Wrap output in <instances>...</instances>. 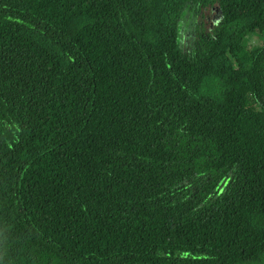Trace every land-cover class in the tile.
I'll list each match as a JSON object with an SVG mask.
<instances>
[{
  "label": "trees",
  "instance_id": "trees-1",
  "mask_svg": "<svg viewBox=\"0 0 264 264\" xmlns=\"http://www.w3.org/2000/svg\"><path fill=\"white\" fill-rule=\"evenodd\" d=\"M0 264H264V0H0Z\"/></svg>",
  "mask_w": 264,
  "mask_h": 264
},
{
  "label": "rangeland",
  "instance_id": "rangeland-1",
  "mask_svg": "<svg viewBox=\"0 0 264 264\" xmlns=\"http://www.w3.org/2000/svg\"><path fill=\"white\" fill-rule=\"evenodd\" d=\"M219 19V12L218 10L214 11H205L202 15H200L197 18L198 23L204 22V27L206 30H208L210 27L215 25ZM192 19L190 17H187L183 23V27L181 30V36H182V43L188 44L191 37H192V28L194 27L192 25ZM261 41H263L262 37L257 36L256 34H252V36H249L246 38V46L249 47H257L259 44H261Z\"/></svg>",
  "mask_w": 264,
  "mask_h": 264
}]
</instances>
